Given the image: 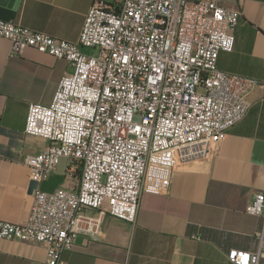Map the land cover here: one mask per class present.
I'll return each instance as SVG.
<instances>
[{
    "label": "built area",
    "instance_id": "1",
    "mask_svg": "<svg viewBox=\"0 0 264 264\" xmlns=\"http://www.w3.org/2000/svg\"><path fill=\"white\" fill-rule=\"evenodd\" d=\"M238 17L221 0H93L74 42L0 18L12 54L33 48L72 66L48 105H28L24 132L49 141L23 159L31 179L60 158L68 175L80 168L76 188L35 189L24 223L0 219V239L41 243L47 264H65L78 234L98 232L90 211L133 225L145 189L166 192L179 163L209 155L257 84L217 67ZM247 212L264 219V192ZM257 239L253 252L229 250V261L264 264V228Z\"/></svg>",
    "mask_w": 264,
    "mask_h": 264
},
{
    "label": "crops",
    "instance_id": "2",
    "mask_svg": "<svg viewBox=\"0 0 264 264\" xmlns=\"http://www.w3.org/2000/svg\"><path fill=\"white\" fill-rule=\"evenodd\" d=\"M93 0H0V18L71 42L77 40ZM239 11L234 47L220 52L217 67L256 80L246 114L223 132L213 151L179 163L166 192L145 189L137 220L129 224L96 210L94 236L78 234L65 264H234L231 249L253 252L264 228L247 207L264 192V0H221ZM83 52V47L80 48ZM72 66L64 59L25 48L11 53L0 37V219L24 223L32 203L27 155L49 141L24 132L30 103L48 105ZM68 160L39 181L37 189L76 188L80 168L67 174ZM264 262V260H263ZM0 264H47L44 246L0 239Z\"/></svg>",
    "mask_w": 264,
    "mask_h": 264
},
{
    "label": "water",
    "instance_id": "3",
    "mask_svg": "<svg viewBox=\"0 0 264 264\" xmlns=\"http://www.w3.org/2000/svg\"><path fill=\"white\" fill-rule=\"evenodd\" d=\"M38 184H39L38 181H36V180H31V181H30V184H29L28 191H29L30 193H33V191H34L35 189H37Z\"/></svg>",
    "mask_w": 264,
    "mask_h": 264
},
{
    "label": "rangeland",
    "instance_id": "4",
    "mask_svg": "<svg viewBox=\"0 0 264 264\" xmlns=\"http://www.w3.org/2000/svg\"><path fill=\"white\" fill-rule=\"evenodd\" d=\"M83 52L87 54H96V51L94 49H89V48H83Z\"/></svg>",
    "mask_w": 264,
    "mask_h": 264
}]
</instances>
